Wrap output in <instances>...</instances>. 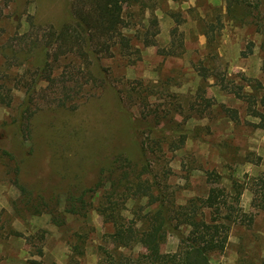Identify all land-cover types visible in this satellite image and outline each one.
<instances>
[{
    "label": "rangeland",
    "instance_id": "374dc122",
    "mask_svg": "<svg viewBox=\"0 0 264 264\" xmlns=\"http://www.w3.org/2000/svg\"><path fill=\"white\" fill-rule=\"evenodd\" d=\"M74 1L79 0H0V84L11 95L9 104L0 102V264H98V245L111 224L93 208L84 216L62 211L63 195L54 210L61 224L52 221L46 208L34 213L38 199L34 192L28 204L23 202L16 169L19 163L20 182L45 193L68 186L80 189L94 177L89 159L98 154L97 143L117 136L121 121L127 129L123 139L149 142L146 156L152 173L176 203L204 195L210 185L207 172L218 173L225 187L232 178L244 182L264 172V131L236 94L252 90L256 82L264 86V19L252 17L264 4L255 6L256 0H239L244 9H252L244 19L232 15V0L123 1L126 26L121 29L131 37L132 52L114 50L97 61L90 59L88 70L103 84H83L64 105H56L58 93L40 81L33 91L30 136L18 139L11 122L43 57L39 46L20 36L59 24ZM151 14L158 32L152 44L144 45L139 37L154 28ZM72 60L82 65L80 58ZM67 62L62 58L56 72ZM115 90L123 108L156 128L143 124L129 129ZM179 128L187 130L186 138L173 148ZM133 159L141 165L138 151ZM251 197L244 188L239 205L253 215L252 221L230 228L224 250L210 256L213 264H264V212L254 208ZM140 203L148 207L145 197ZM135 206L132 199L127 201L124 213L131 217ZM177 242L168 233L161 250L172 251ZM141 249L138 244L121 248L133 253Z\"/></svg>",
    "mask_w": 264,
    "mask_h": 264
},
{
    "label": "trees",
    "instance_id": "16d2710c",
    "mask_svg": "<svg viewBox=\"0 0 264 264\" xmlns=\"http://www.w3.org/2000/svg\"><path fill=\"white\" fill-rule=\"evenodd\" d=\"M123 1L125 0L74 1L70 9H66V16L59 24H48L41 34L37 31L22 33L20 37L29 40L30 46H39L43 57L31 72L28 87L24 90L11 122L18 139L24 140V136H30V120L35 112V108H32L33 91L40 81L47 82L53 92L58 93L53 99L56 100V105H64L71 92L77 94L83 84H103L104 81L88 70L90 59L97 61L102 54L111 55L114 50L123 55L132 52L131 37L121 29L126 26L121 14ZM256 1L255 6L264 4V0ZM232 4L230 11L236 18L250 16L252 9H244L239 0H232ZM255 10L257 13L252 16L254 20H263L264 13L262 17H258V14L261 10L264 12V9ZM29 22L31 25L34 23L31 19ZM150 24L154 27L152 30L146 28L142 37H139V33L136 34L144 45L152 44L153 37L158 32L155 15L151 14ZM172 31L176 29L173 28ZM73 57L80 58L82 65L75 64ZM62 58H68V62L62 71L56 72ZM201 68L200 75L205 77L206 73ZM252 87L250 91H236V94L246 103V109L251 115L257 118L256 126L264 131V86L256 82ZM8 91L9 88L0 84V102L6 105L11 100ZM115 95L120 111L128 115L129 129L139 130L143 124L149 130L156 128L150 120L133 117L131 112L121 106L123 100L116 90ZM121 125L117 129V136L113 134L103 143H97L98 154L89 159L94 177L80 189L68 186L45 193L44 188L38 190L20 182L19 163L16 169L15 183L22 193L23 202L28 204L34 192L38 199L32 205L34 213L46 208L52 221L61 224L63 219L54 214V210L59 197L63 195L62 211L84 216L93 208L104 222L111 224L112 230L103 235L104 243L98 245V264H213L210 256L224 250L230 228L234 224H248L252 221L253 215L245 212L239 205V197L244 188L250 190L254 208L264 212V172L248 177L244 182L232 178L228 187L221 184L218 173L207 172L206 180L210 185L206 193L192 196L183 203H176L152 173V164L146 156L149 142L139 141L136 137L131 141L123 139L127 129L123 121ZM174 132L179 137L177 143L171 144L173 148H178L184 143L187 130L179 128ZM134 134L136 135L135 132ZM137 151L141 165L133 159ZM14 157L12 153V158ZM142 197L146 198L145 205L148 207L145 209L140 203ZM89 198H94L96 204L93 205ZM131 199L136 206L130 209L132 216L128 217L124 212L128 210L126 202ZM171 232L178 239L177 246L172 251H162L161 244ZM137 244L142 249L136 253L121 250L131 249ZM37 263L41 264L39 261Z\"/></svg>",
    "mask_w": 264,
    "mask_h": 264
}]
</instances>
